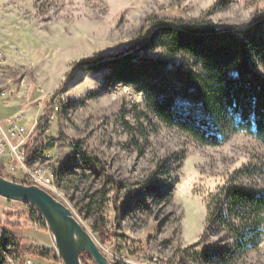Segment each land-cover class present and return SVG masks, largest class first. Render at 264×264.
Returning <instances> with one entry per match:
<instances>
[{
	"label": "rangeland",
	"instance_id": "rangeland-1",
	"mask_svg": "<svg viewBox=\"0 0 264 264\" xmlns=\"http://www.w3.org/2000/svg\"><path fill=\"white\" fill-rule=\"evenodd\" d=\"M261 14L264 0H0V91H14L0 95V122L19 113L30 128L40 98L64 93L70 100L39 141L42 152L26 164L59 171L53 193L111 264H264V239L257 250L235 253L221 217L211 216L213 198L234 179L264 185V146L241 131L203 145L147 113L143 93L77 64L121 51L158 20L223 27ZM84 154L102 168L86 164ZM246 167L251 176L237 174ZM23 175L3 173L25 183ZM31 213L30 204L0 196V239L9 232L49 255L22 254L9 236L3 264H64L48 225ZM221 250L228 256L220 258Z\"/></svg>",
	"mask_w": 264,
	"mask_h": 264
},
{
	"label": "trees",
	"instance_id": "trees-1",
	"mask_svg": "<svg viewBox=\"0 0 264 264\" xmlns=\"http://www.w3.org/2000/svg\"><path fill=\"white\" fill-rule=\"evenodd\" d=\"M77 65L105 72L109 83L132 86L144 94L147 113H154L165 125L203 145H221L229 133L241 131L264 146V72L259 70L264 68V14L247 24L223 27L208 20H158L121 51L93 56ZM48 129L49 116L45 114L36 125L37 141ZM83 159L102 168L98 158L84 154ZM237 174L246 177L253 171L246 167ZM211 203L215 207L211 216L221 217L234 238L235 253L243 255L260 247L264 239V185L236 178ZM31 208V214L46 226L41 213ZM224 208L226 214L221 213ZM5 234L0 239V264L4 263L2 253L9 236L22 254L49 255L43 249L25 247L9 232ZM227 256L226 250L220 251V258ZM86 258L92 259L83 251L82 262Z\"/></svg>",
	"mask_w": 264,
	"mask_h": 264
},
{
	"label": "water",
	"instance_id": "water-1",
	"mask_svg": "<svg viewBox=\"0 0 264 264\" xmlns=\"http://www.w3.org/2000/svg\"><path fill=\"white\" fill-rule=\"evenodd\" d=\"M0 196L28 203L41 213L53 234L64 264H83V251H87L96 264H111L92 233L79 221L71 207L46 189L0 175Z\"/></svg>",
	"mask_w": 264,
	"mask_h": 264
},
{
	"label": "built area",
	"instance_id": "built-area-1",
	"mask_svg": "<svg viewBox=\"0 0 264 264\" xmlns=\"http://www.w3.org/2000/svg\"><path fill=\"white\" fill-rule=\"evenodd\" d=\"M5 54L0 51V62L5 60ZM14 91L9 88H4L0 91L3 98H7ZM6 103V101H4ZM41 115L36 124L28 127L23 122V117L19 113L7 118L5 123L0 122V172H17L18 170L24 173L23 179L27 184L38 185L50 193L56 191L55 180L59 179V171L50 164L29 166L31 155H39L42 152L37 141L36 125L45 114L49 116V123L57 119L59 114H63L69 109L70 100L64 93L51 95L49 101L40 98L37 101ZM31 148L29 152L28 149ZM57 197V196H56ZM29 264H33L28 260Z\"/></svg>",
	"mask_w": 264,
	"mask_h": 264
},
{
	"label": "bare ground",
	"instance_id": "bare-ground-1",
	"mask_svg": "<svg viewBox=\"0 0 264 264\" xmlns=\"http://www.w3.org/2000/svg\"><path fill=\"white\" fill-rule=\"evenodd\" d=\"M117 89H118V88H117ZM120 89H121V88H120ZM128 89H129V88H128ZM128 89H127L126 87L123 89V93H124V95L130 93ZM121 92H122V91H121ZM129 95H130V94H129ZM140 98H141V95L137 96V99H140ZM92 236H93L94 240L98 243V241H97V237L94 236L93 234H92Z\"/></svg>",
	"mask_w": 264,
	"mask_h": 264
}]
</instances>
